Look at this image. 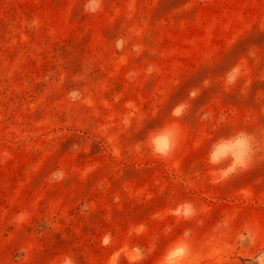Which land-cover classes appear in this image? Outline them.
<instances>
[{"label":"rangeland","instance_id":"rangeland-1","mask_svg":"<svg viewBox=\"0 0 264 264\" xmlns=\"http://www.w3.org/2000/svg\"><path fill=\"white\" fill-rule=\"evenodd\" d=\"M90 2L0 0V264H264V0Z\"/></svg>","mask_w":264,"mask_h":264},{"label":"clouds","instance_id":"clouds-1","mask_svg":"<svg viewBox=\"0 0 264 264\" xmlns=\"http://www.w3.org/2000/svg\"><path fill=\"white\" fill-rule=\"evenodd\" d=\"M98 6H99L98 0H91L90 4L87 5L86 7L91 11H95L98 8ZM230 79H232L231 76ZM171 138H172V133L170 131L165 130L159 133L157 136L153 138L152 141L154 145V150L157 153L165 154L166 150L170 148ZM246 143H248L247 136L246 134H244L241 138L238 139L237 144L245 145ZM230 147H231L230 145H222L218 147L215 153L211 155L210 161L216 162L220 158V156L224 155L227 151L230 150ZM65 264H71V260L70 259L66 260Z\"/></svg>","mask_w":264,"mask_h":264}]
</instances>
